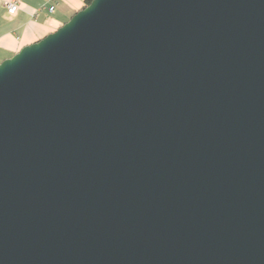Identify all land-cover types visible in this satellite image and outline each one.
<instances>
[{"label":"water","instance_id":"1","mask_svg":"<svg viewBox=\"0 0 264 264\" xmlns=\"http://www.w3.org/2000/svg\"><path fill=\"white\" fill-rule=\"evenodd\" d=\"M0 264H264V0H92L2 61Z\"/></svg>","mask_w":264,"mask_h":264},{"label":"crops","instance_id":"2","mask_svg":"<svg viewBox=\"0 0 264 264\" xmlns=\"http://www.w3.org/2000/svg\"><path fill=\"white\" fill-rule=\"evenodd\" d=\"M5 1L0 0V63L57 30L85 6V0H18L20 8L11 15ZM51 6L56 7L53 12Z\"/></svg>","mask_w":264,"mask_h":264},{"label":"built area","instance_id":"3","mask_svg":"<svg viewBox=\"0 0 264 264\" xmlns=\"http://www.w3.org/2000/svg\"><path fill=\"white\" fill-rule=\"evenodd\" d=\"M6 5H7V9H8V12L9 14L11 15H14L18 12L19 8H20V4H19V1L18 0H11V1H5ZM55 6H51L49 8V10L51 12H53L55 10Z\"/></svg>","mask_w":264,"mask_h":264},{"label":"trees","instance_id":"4","mask_svg":"<svg viewBox=\"0 0 264 264\" xmlns=\"http://www.w3.org/2000/svg\"><path fill=\"white\" fill-rule=\"evenodd\" d=\"M92 0H85V6L90 4Z\"/></svg>","mask_w":264,"mask_h":264}]
</instances>
